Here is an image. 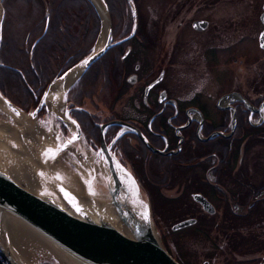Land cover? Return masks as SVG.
Here are the masks:
<instances>
[{"label":"flooded vegetation","instance_id":"obj_1","mask_svg":"<svg viewBox=\"0 0 264 264\" xmlns=\"http://www.w3.org/2000/svg\"><path fill=\"white\" fill-rule=\"evenodd\" d=\"M123 4L119 10L126 13V4L128 5L129 23L127 26L126 23L116 24V18L113 19L110 13V41L114 43L91 62L65 91L64 107L67 116L76 122L79 133L86 143L96 149L101 135L111 152L121 160V164L135 174L146 193L152 217H170V209L166 208L169 206L173 209V217H193L194 221L196 217H203L204 230L194 229L193 234L220 238L223 236L229 241L235 240L236 250L229 249L227 245L222 249L224 254L221 258L230 260L229 255L241 254L240 259L264 264L263 254L247 257L244 253L246 248L258 253L264 249L263 240L262 242L255 240L258 234L261 236L259 225L263 224H258V221H253L247 226L241 224L246 218L241 216L243 189H248L247 192L252 194L259 185H262L264 173L260 181H249L251 166L242 158L239 144L232 146V154L227 156L228 160H225V152L219 150L226 146L227 137L233 142L241 138V133L236 134L237 131L234 133L237 123L256 126L260 122L252 120L258 114L255 111L259 104L258 85L255 83L247 85L249 75L246 71L244 76L236 75L231 78L232 87L229 90H220L225 81L220 71L223 70L226 57L221 58L217 54L226 43L225 45L220 43L218 48L213 47L212 43L215 40L218 42L222 35L220 32H223L216 23H212V27L202 17L191 18L184 23L180 21L174 23L171 17L179 11V7L167 6L169 14L162 15L155 22L153 36L142 38L136 33L138 21L135 5V26L131 31L130 5L128 0H123ZM194 19H203L206 22L203 27L195 28L191 23ZM178 23L188 28L189 34L186 36L189 38L188 46H181V41L177 37ZM173 25L176 26V30ZM46 27L44 22L41 33ZM227 34L223 33L224 36ZM38 38L39 36L35 37L29 44L30 55ZM201 49L205 51L203 56ZM30 58L32 59L31 56ZM253 61L248 66L255 64ZM204 62L212 71L207 72L205 66L198 68ZM60 65L58 64L53 72L37 69L3 71L5 78L0 76V91L22 109L33 107L49 80L67 68L60 70ZM246 68L248 69L247 66ZM7 81L11 82L13 86L10 87L14 91L7 88ZM77 82L82 84L69 100L68 93ZM240 97L250 104L251 109ZM229 106L234 112L231 130ZM45 112L46 106L43 103L37 111V116L47 121L49 115ZM50 118L55 120L52 116ZM112 120H120L126 125L123 128L110 122ZM103 124L106 125L101 131ZM59 125L61 132L65 134L66 127L61 120ZM215 131L220 133L205 138ZM70 135L71 133H67L68 137ZM216 135L220 138L213 139L209 144L197 142L208 141ZM186 142H191L192 145L189 146L185 144ZM216 151H220L221 154H217ZM195 157L201 161H194ZM184 159L189 162H184ZM208 174L213 177L212 180ZM202 184L216 191L203 194L198 190H190ZM182 190L184 194L180 197ZM194 192H199L212 206H215L213 203L215 199L217 205H222L219 220L226 217L223 220L224 224L229 226V230H233L232 233H213L209 229L211 217L204 214L211 213L203 210L200 204L192 199L191 194ZM262 193L260 190L257 195L262 196ZM178 206L177 211L175 208ZM216 223L217 221H214V224ZM171 224L168 225L170 230ZM249 231L252 233L246 236ZM208 242L214 243L208 240L203 251L210 254L213 246L208 245ZM257 243L260 245H256ZM249 245L253 246L249 248ZM176 256L179 259H186L188 254L176 253ZM203 264H206L205 260Z\"/></svg>","mask_w":264,"mask_h":264},{"label":"water","instance_id":"obj_2","mask_svg":"<svg viewBox=\"0 0 264 264\" xmlns=\"http://www.w3.org/2000/svg\"><path fill=\"white\" fill-rule=\"evenodd\" d=\"M88 1L99 18L100 27L97 8L91 0ZM128 4L132 14L133 31L135 10L129 0ZM260 6L258 18L262 27L257 35V44L264 51L261 46L264 45V36L261 35L264 34V0ZM104 7L106 10L105 4ZM205 22L203 19L191 21L195 28L203 27ZM110 36L108 18L101 45L96 49L92 48L58 76H53L51 81L62 80L73 69L82 73L114 43L110 41ZM128 36L129 34L126 35ZM49 86L50 83H47L37 103L26 110L0 92V118L12 124L18 135V140L8 139L7 134L0 131V140L6 150L4 154L3 148H0V251L7 263L26 264L16 256L9 244L3 224L4 218L9 217L39 235L70 264H180L162 245L151 217L147 196L138 180L108 151L101 137L98 154L88 143L83 140L88 145L86 146L79 139V127L67 115L74 131L65 138L52 125L48 111L45 112L49 115L47 121L37 116L38 109L42 102H45ZM240 98L251 109L250 104ZM263 105L264 99L259 102L255 111L259 112ZM230 108L231 130L234 112L232 107ZM110 122L124 125L120 120ZM32 127L50 130L53 135L37 152V165L31 173L34 188L28 189L15 178L19 176L23 179L25 167L19 163L18 157L10 148H22L25 152L33 150L26 135L27 129ZM214 133L220 132H212L205 138ZM61 153L71 155L70 158L66 157L68 163L60 160ZM52 156H55V159H52ZM104 167L106 173L101 172ZM116 172L121 173L123 178ZM70 175L74 176L77 183L72 184L69 181ZM191 197L203 210L209 213L214 211L212 204L199 192L192 193ZM193 222V217H186L173 222L170 228L175 230ZM57 263L61 264L59 261Z\"/></svg>","mask_w":264,"mask_h":264},{"label":"rangeland","instance_id":"obj_3","mask_svg":"<svg viewBox=\"0 0 264 264\" xmlns=\"http://www.w3.org/2000/svg\"><path fill=\"white\" fill-rule=\"evenodd\" d=\"M262 1L263 0H134L133 2V0H129V3H131V6L135 5L136 7V18L138 21L136 33H138V35L142 38L153 36L152 30L155 26V22H157L158 19L162 17V15L169 14L168 9L166 8L167 6L175 5L179 7V11L171 17L174 23H177L178 21L184 23L188 22L191 18L198 17L205 18L212 27V23H216L218 27L222 28L223 32H220V34L222 35L220 36L219 41L217 42L215 40L212 43L213 47L218 48L220 43L222 45H225L226 43L224 48L221 49V51L217 54L218 57H226V61L223 65V70L220 71L225 79L224 84L220 90H229V88L232 87L231 78H234V76L236 75L244 76L247 71L246 74L249 75L247 85L249 86L252 83H255L256 85H258L261 92H264V51L260 49L259 46H257L258 44H256V34H258L257 32H259L262 26L259 18L257 17L261 10L260 5ZM23 10H25V8L21 7L20 11ZM252 14L254 15V20ZM112 18L114 19L113 15ZM252 21L253 24L251 25ZM177 26V37L179 41H181V46H188L187 44L189 42V38L186 37L187 34H189L188 28L185 25H180L179 23L177 24ZM173 28L176 30L175 25H173ZM98 32L97 34H99ZM224 32H227L228 34L224 36ZM251 32L253 35L251 34ZM182 36L184 37L182 38ZM97 38L98 36L96 35L95 41L92 43L90 49H92L96 44ZM185 53H187V51ZM204 53V49H201L202 56L204 55ZM252 61L255 64L248 66L252 63ZM203 66H205V70L207 72L212 71V69L208 67L206 62L200 64L198 68H203ZM246 66L248 67V69L246 68ZM81 84V82H77L70 89V92L68 93L69 100L74 97V93L76 92L75 90L77 88H80L79 86ZM262 107L258 114L253 117V121L261 120L264 117V111ZM259 139H261L259 138V136H257L256 134H252L250 138L246 139L245 141V150L243 152L240 150L244 161H247L248 165L251 166V175L249 177V181L254 182L260 181L264 173V138L262 139V141ZM66 157L70 158L71 155H69L68 153H61L60 160L68 163ZM95 162L97 163V161ZM255 173L256 175L254 176ZM208 177L210 178V180H212L213 178L210 174H208ZM262 181L263 182H261V184L264 185V180ZM262 185H259L257 193H260V190L264 193V188L261 187ZM247 190L248 189L245 188L243 189V210L241 216L246 218L241 224L247 226L253 221H258V224H263L259 225L261 236L258 234L255 240L256 242H262V240L264 242V199L256 202L253 207L251 206L249 208V212L244 213V211L246 210L245 206L251 204L250 200H252L254 197H259L257 193L254 194L256 191H253V193L250 194L249 192H247ZM263 193L262 195H264ZM215 202L216 199L213 200V203L215 204V206H213L215 207V211L211 214H204L207 217H211L209 229L213 233H232L233 230H229V226H225L224 224L225 222L223 220L226 217H224L221 221L219 220L220 217L218 216L222 205H217ZM180 207H182V205ZM166 208L170 209V217H159L160 225L162 227V230L166 232L167 237H176L180 244L181 242L183 243L188 254V257L185 260L188 264H203L204 260L206 261V264H256V261L240 259L241 254L229 255L230 260L221 258V256L224 254L222 249H225L227 245L229 249L231 248L233 251L236 250L235 240L229 241L226 239V237L223 236L222 238H220V236H196L197 234L192 233L194 229L191 230L190 228L187 230H171V233L168 232L167 229L164 228V225L166 223L171 224L172 222L178 221L183 217H173V209H171L172 207L169 206ZM178 208L179 206L175 209L178 211ZM225 209L226 206L224 207V210ZM214 221H217V223L214 224ZM197 227L198 229L194 227L196 231L204 230L205 223L203 222V220L198 224ZM251 233L252 232L250 231L247 232L246 236H249ZM208 240L215 243L214 244L208 242V245L213 246L212 250H210V254L207 253V251H203V248L205 247ZM224 241H226L227 243H225ZM256 245L260 244L257 243ZM251 246L253 245H249L248 247L250 248ZM244 250V253L247 254V257L255 254L264 255V249L261 251V253L253 251L251 250V248H246ZM33 253L35 258H33V261L35 264H58L55 259L43 256L39 250L34 251ZM0 254L5 261V258L1 251Z\"/></svg>","mask_w":264,"mask_h":264},{"label":"trees","instance_id":"obj_4","mask_svg":"<svg viewBox=\"0 0 264 264\" xmlns=\"http://www.w3.org/2000/svg\"><path fill=\"white\" fill-rule=\"evenodd\" d=\"M104 1L107 9L109 8V16L111 13L116 18V24L123 23L124 25L126 23L127 26L130 17L128 5L126 4L125 13L119 10V7L124 5L123 0ZM0 5L2 11L0 21V73L3 71L12 72L13 69L20 71L37 69L53 72L58 64H61L60 70L65 69L89 51L99 30V19L88 0H0ZM21 7L25 8V10L20 11ZM44 22H46L47 27L41 33ZM37 36L39 38L33 45L30 55L29 44ZM0 76L4 77V73ZM7 85L10 91H14L10 87L13 86L10 81H7ZM262 99H264V92L260 90L258 101L260 102ZM236 131L237 133H241V138L239 139L242 141L238 139L237 142H233L227 137L226 146L224 149H219L225 152V160H228L227 156L232 154L231 148L235 144H239V149L243 152L245 150V141L252 134L259 136L261 138L259 140L262 141L264 138V117L256 126L239 125L237 123L234 127V133ZM219 138L220 136L216 135L208 139V141L197 140V142L209 144L213 139ZM185 144L192 145L191 142H186ZM216 152L217 154H221L220 151ZM194 161L199 162L201 159L195 157ZM184 162L189 161L184 159ZM261 187L264 188V185ZM190 190H198L203 194L208 191H216V189L204 187L203 184L197 185ZM255 191L254 194L257 193V190ZM180 194V197H182L184 190L180 191ZM263 199L264 195L250 200L251 204L245 206L246 210L244 213L249 212L251 206L253 207L256 202ZM152 219L166 250L180 264H188L185 261L186 259H179L176 256V253H187L183 243L181 242L180 244L176 237L170 238L166 236V232L162 230L160 225L159 217H152ZM202 220L203 217H196V220L192 224L179 230H187L189 228L192 230L195 229L194 227L198 229L197 226ZM167 224L169 223H166L164 228L171 233Z\"/></svg>","mask_w":264,"mask_h":264},{"label":"bare ground","instance_id":"obj_5","mask_svg":"<svg viewBox=\"0 0 264 264\" xmlns=\"http://www.w3.org/2000/svg\"><path fill=\"white\" fill-rule=\"evenodd\" d=\"M91 1L93 2L95 7L97 8V11H98L99 16H100V21H101V26H100L98 38H97L96 44L93 47V49H96L101 45V43L105 37L106 29L108 26L109 14H108L107 8L105 10V7H104L105 1L104 0H91ZM105 6H106V4H105ZM133 8H134V6H133ZM106 11H107V13H106ZM0 15H1V7H0ZM109 21H110V18H109ZM110 38H111V36H110ZM80 73H81L80 70L73 69L62 80H60L58 82L51 81L53 79V78H51L48 82V83H50V86L48 88L47 94H46L45 99H44L45 102H42V104L44 103L46 106V111H48L50 113V115L55 118V120H51L52 125L56 127V129L59 131L60 135L64 138L68 137L67 133H72L74 131V128H73L72 123L70 122V119H68L66 116L67 114H66V108L64 107V94H65V91L67 90V88L69 87V85L82 74V73L81 74ZM58 75L59 74H57L55 76H58ZM60 120L63 123V125L66 127L65 134L61 132V127L59 125ZM113 123H115V122H113ZM115 124H118V125L122 126L123 128L126 125V124L121 125L120 123H115ZM105 125L106 124L101 125L102 126L101 131ZM0 131H4L7 134L6 137L8 139L18 140L16 128H14L12 126V124H9V123L3 121L1 118H0ZM26 135H27L28 139L31 141V145L33 147V150L27 151L25 149L26 150V152H25L22 148H10V149L14 152V155L18 157L19 163L24 165V167H25V174H23V179L21 180L19 176H15V178L18 180V182L22 186L30 189V188H34L33 179H31V177H32L31 173H33V171L37 165V160H38L37 152L47 140H51V136L53 134L50 130L44 131L39 127H37V128L32 127V128L27 129ZM78 135H79V139L81 141H83L82 135L80 133ZM72 136H75V135H72ZM100 137L103 141V145L106 146L108 151L118 160V162L121 163V160L113 152H111V150L108 148V145L103 140V137L101 135H100ZM3 144H4L3 141L0 140V148H3ZM81 144L82 143L80 142V146H81ZM84 144L86 146H88L85 142H84ZM99 146H100V139H99ZM99 146L96 149L93 147H90V148L93 151L100 154ZM6 148H8V147H6ZM2 152L5 154L6 150L3 148ZM31 152H32V156H30ZM103 171L106 173L107 170L105 167L103 168V170L101 172H103ZM15 173H16V171H15ZM116 173L118 174V176L120 178H123V175L121 173H118V172H116ZM16 175H17V173H16ZM134 176H135V174H134ZM68 178L72 184L77 183V181H75L74 176L70 175V176H68ZM3 224H4V228L6 230V234H7V238H8L10 246L13 248V251L15 252L16 256L21 261H23L24 263L35 264L33 261V258H34L33 252L39 250L43 256H46L48 258L49 257L53 258V259L59 261L61 264H70L65 259H63V257L57 252V250L53 246H51L49 243H47L39 235L35 234L34 232H32L31 230L26 228L21 222L7 217V218H4ZM5 262H6V264H8L6 261V258H5Z\"/></svg>","mask_w":264,"mask_h":264},{"label":"built area","instance_id":"obj_6","mask_svg":"<svg viewBox=\"0 0 264 264\" xmlns=\"http://www.w3.org/2000/svg\"><path fill=\"white\" fill-rule=\"evenodd\" d=\"M0 264H6V262L4 261L3 257L0 254Z\"/></svg>","mask_w":264,"mask_h":264},{"label":"snow or ice","instance_id":"obj_7","mask_svg":"<svg viewBox=\"0 0 264 264\" xmlns=\"http://www.w3.org/2000/svg\"><path fill=\"white\" fill-rule=\"evenodd\" d=\"M262 36H264V34H261ZM262 47H264V45H261ZM85 63H87V61H85ZM49 151H51V150H49ZM57 154H58V152H57ZM52 159H55V156H52L51 157ZM94 194V193H93ZM147 218V217H146Z\"/></svg>","mask_w":264,"mask_h":264}]
</instances>
